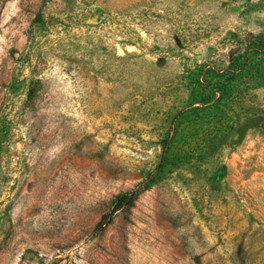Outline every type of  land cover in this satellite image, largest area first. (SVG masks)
<instances>
[{
    "label": "rangeland",
    "instance_id": "obj_1",
    "mask_svg": "<svg viewBox=\"0 0 264 264\" xmlns=\"http://www.w3.org/2000/svg\"><path fill=\"white\" fill-rule=\"evenodd\" d=\"M262 39L264 0H0V264H264Z\"/></svg>",
    "mask_w": 264,
    "mask_h": 264
},
{
    "label": "trees",
    "instance_id": "obj_2",
    "mask_svg": "<svg viewBox=\"0 0 264 264\" xmlns=\"http://www.w3.org/2000/svg\"><path fill=\"white\" fill-rule=\"evenodd\" d=\"M247 50L250 54H253L255 52L257 53H264V39L262 40H253V41H250L249 44H248V47H247ZM244 69V68H240V71ZM209 75V74H208ZM214 77V76H217L218 78L222 75H209L207 76V73H205V78L203 79L202 77L199 78L200 81H203V80H206L207 83H209V80L207 79L210 78V77ZM205 101V100H208V97H206L205 95H203V98H201V101ZM202 103H205V102H202ZM144 190V187H142L141 189H132L130 191H127V192H124V193H121L117 196L116 200H115V204H114V207L111 209V211L107 214H105L101 221L99 222V225H106L109 223L110 221V215L115 212L117 209H119L123 204H132L133 201L135 200V198L140 194V192Z\"/></svg>",
    "mask_w": 264,
    "mask_h": 264
}]
</instances>
